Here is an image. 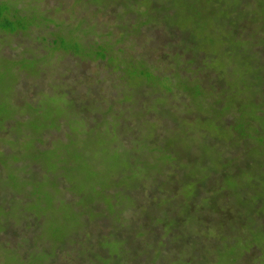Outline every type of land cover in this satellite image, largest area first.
Wrapping results in <instances>:
<instances>
[{"label": "trees", "instance_id": "trees-1", "mask_svg": "<svg viewBox=\"0 0 264 264\" xmlns=\"http://www.w3.org/2000/svg\"><path fill=\"white\" fill-rule=\"evenodd\" d=\"M74 1L0 0L2 264H264V0Z\"/></svg>", "mask_w": 264, "mask_h": 264}, {"label": "rangeland", "instance_id": "rangeland-1", "mask_svg": "<svg viewBox=\"0 0 264 264\" xmlns=\"http://www.w3.org/2000/svg\"><path fill=\"white\" fill-rule=\"evenodd\" d=\"M38 1L42 6H48L49 8L52 9L53 6L57 5L59 2L60 3H67V5L69 6H73V3H75V1L73 0H50V2L46 1L45 3H43L42 0H36ZM70 8V7H69ZM70 15V13L68 12H65V16L66 18H68ZM63 17V15H62ZM54 18H58V15L55 13L54 14ZM54 27H51L49 29V31H54ZM47 31L45 29L43 30H37L36 31V36L37 35H46L44 33H46ZM33 44V43H32ZM14 47L16 48L15 50H11L8 45L6 46L5 50H7L8 52L11 53V51H13V55H15L16 57L18 58H22L23 56L25 57H30L31 55L29 54L31 51V49H29L27 51V53H25V51L23 50L24 48L23 47H18L17 46V43L14 44ZM41 53H44L46 54L47 52L44 51V50H40V49H36L34 48V51L32 52V55H38V54H41ZM12 54V53H11ZM53 58V62L54 63H57L59 65H57V69L59 71H68V73H70V77L72 79V81H75L77 83V90H78V93L77 94H82L83 95V92L86 91V87H84L85 85H88V84H96L99 80L103 79L104 75H105V79L108 77L109 73H108V70L105 68V66H103V64H101L100 62H86L85 64H80L81 62L79 61H75L73 60V58L71 57H62L64 59H60L61 56H54L52 57ZM7 65L6 62H0V74H3L4 71V67ZM62 65V66H61ZM77 66V67H76ZM80 68L79 70H77L76 68ZM73 69V70H72ZM72 70V71H70ZM54 71V70H53ZM12 72V69H10V71L8 73ZM11 74H9L8 76H10ZM46 78V77H44ZM31 83L33 85H37V82L38 80H34V79H30ZM48 81H50V78H46L44 79L43 81H39L40 84H44L47 86V90L48 92H53V88H49L48 86ZM48 83V84H47ZM105 83H102V87L104 86L105 87ZM0 88L1 90H4V82H1L0 81ZM106 89V88H105ZM104 89V90H105ZM107 92H116V90H112V89H106ZM4 99H1L0 101V105H3L4 103ZM66 128L63 127V130H61L60 132L58 133H55L54 135L56 136H60V135H63L65 133ZM56 138H51V141L48 143V146L52 143V141H54ZM46 146V147H48ZM23 164V163H22ZM21 165V164H20ZM86 170L83 169V171L81 173H86L85 172ZM43 174L40 175V177H42ZM83 178V182L86 181L85 177H82ZM3 239V238H2ZM4 240V239H3ZM4 257V256H3ZM5 258V257H4ZM4 258H1L0 259V264H2V259Z\"/></svg>", "mask_w": 264, "mask_h": 264}]
</instances>
